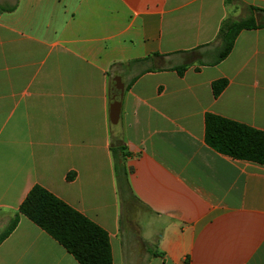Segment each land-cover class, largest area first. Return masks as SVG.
Listing matches in <instances>:
<instances>
[{"label":"crops","instance_id":"1","mask_svg":"<svg viewBox=\"0 0 264 264\" xmlns=\"http://www.w3.org/2000/svg\"><path fill=\"white\" fill-rule=\"evenodd\" d=\"M242 4L264 9V0H0V237L14 223L0 264H79L19 213L34 184L107 230L112 264H264V164L204 140L206 112L264 130V26L241 30L218 63L203 62L209 50L184 53L215 43ZM185 61L179 76L171 67ZM115 77L128 192L149 215L136 238L110 149ZM218 78L228 83L214 97Z\"/></svg>","mask_w":264,"mask_h":264},{"label":"trees","instance_id":"2","mask_svg":"<svg viewBox=\"0 0 264 264\" xmlns=\"http://www.w3.org/2000/svg\"><path fill=\"white\" fill-rule=\"evenodd\" d=\"M242 5L247 11V15L238 18L229 15L225 17L221 22L215 43L203 44L184 51V53L194 57L202 50L212 49L214 59L203 62L215 64L230 53L241 30L263 27L264 9L252 5ZM13 7L12 4L2 8L12 9ZM255 13H260L261 17L257 19ZM152 55L159 54L153 53L144 59H148ZM187 61L171 68L176 70L179 76H182L188 64ZM196 69L198 70V68ZM227 83L226 78H218L211 82L214 97L221 93ZM118 128V122L111 123L109 121L110 149L115 160L119 193L123 198L124 187L130 189L123 159L129 156L130 152L126 150L122 136L117 131ZM204 140L207 145L219 153L235 159L264 164V130L262 129L213 112H206L204 115ZM18 211L61 244L79 264H112L111 245L107 230L40 184H34L30 188L19 204ZM13 225L14 223L3 233L0 240L8 234Z\"/></svg>","mask_w":264,"mask_h":264},{"label":"rangeland","instance_id":"3","mask_svg":"<svg viewBox=\"0 0 264 264\" xmlns=\"http://www.w3.org/2000/svg\"><path fill=\"white\" fill-rule=\"evenodd\" d=\"M236 11H239L240 17L246 16L247 11L243 10L240 6L235 7ZM207 52V51H206ZM204 53V51H200L199 54L206 55L204 60L207 59H214V53L212 52V49L209 50L207 53ZM198 55V54H197ZM129 188L124 187L123 191L124 196H123V201H124V206H123V221H124V227L129 231L130 237L136 238L139 235V230H138V222L142 221L143 223L146 222V220H149V215L147 212L143 209L141 205L130 195L128 192ZM140 217V218H139ZM128 234V233H127ZM150 237V235H149ZM152 239V238H151ZM150 238L147 241H152ZM153 240L152 242H154ZM144 256V255H143ZM142 261V258L140 259V262Z\"/></svg>","mask_w":264,"mask_h":264},{"label":"water","instance_id":"4","mask_svg":"<svg viewBox=\"0 0 264 264\" xmlns=\"http://www.w3.org/2000/svg\"><path fill=\"white\" fill-rule=\"evenodd\" d=\"M123 84L119 77L112 80L111 92L109 96V121L117 123L119 120L121 100L123 97Z\"/></svg>","mask_w":264,"mask_h":264}]
</instances>
